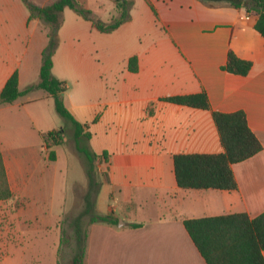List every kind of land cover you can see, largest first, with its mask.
Returning a JSON list of instances; mask_svg holds the SVG:
<instances>
[{
	"label": "crops",
	"instance_id": "1",
	"mask_svg": "<svg viewBox=\"0 0 264 264\" xmlns=\"http://www.w3.org/2000/svg\"><path fill=\"white\" fill-rule=\"evenodd\" d=\"M29 1L45 7L57 0ZM132 1L130 20L110 34L65 9L53 59L52 73L66 87L65 105L99 156L97 210L119 220L88 227L84 264H207L185 220L264 213V38L255 29L258 15L228 0ZM76 2L104 23L119 15L116 0ZM30 15L23 0H0V95L15 73L20 91L40 81L49 26ZM92 52L103 62V74H121L124 85L97 81L85 67ZM230 52L252 63L247 76L223 70ZM135 56L138 72L131 73ZM200 93L210 110L165 101ZM238 111L263 150L232 166L237 189H181L174 157L224 153L213 112ZM60 126L54 98L43 90L0 105V153L12 193L0 202L12 208L6 213L12 225L0 228V264L60 263V222L74 203L75 187L88 186L77 149L65 141L46 145L44 135Z\"/></svg>",
	"mask_w": 264,
	"mask_h": 264
},
{
	"label": "trees",
	"instance_id": "2",
	"mask_svg": "<svg viewBox=\"0 0 264 264\" xmlns=\"http://www.w3.org/2000/svg\"><path fill=\"white\" fill-rule=\"evenodd\" d=\"M23 1L30 11V19L38 18L49 26V42L43 52L39 83L20 91L18 74L15 73L8 80L0 95V105L11 104L37 89L43 90L54 98L59 116L74 127L73 137L76 149L86 161L84 169L88 186L83 196V208L70 222L76 243L70 264H84L88 227L96 223L116 226L119 220L113 213L102 215L97 210V197L101 188L97 171L99 156L87 145L90 133L86 132L85 126L75 120L65 105L63 94L66 87L52 73L53 59L60 44L59 32L63 25L65 9L68 8L84 20L90 21L97 31L110 34L130 20L134 2L132 0H116L118 17L110 23H104L96 19L92 11L77 3L76 0H57L45 7L36 6L29 0ZM228 1L237 9L245 8L248 12H255L258 15L255 29L264 38V0ZM128 69L131 73L138 72L136 56L129 60ZM251 69L250 61L238 58L233 52L229 53L228 62L223 67L224 71L240 76H247ZM165 101L210 110L209 99L205 93L170 97ZM213 118L224 147V153L176 155L174 157L175 175L181 189L235 191L237 182L232 166L256 156L263 150L261 142L250 129L243 111L230 114L213 112ZM65 133L64 129H60L45 134L47 147L63 144ZM104 157H107V153H104ZM51 159H55L53 153H51ZM11 198L12 193L0 153V202H6ZM133 227L137 228L138 226ZM184 227L207 264H264V213L255 219H251L245 213L187 219L184 221ZM64 241L62 238L61 243L63 244Z\"/></svg>",
	"mask_w": 264,
	"mask_h": 264
},
{
	"label": "rangeland",
	"instance_id": "3",
	"mask_svg": "<svg viewBox=\"0 0 264 264\" xmlns=\"http://www.w3.org/2000/svg\"><path fill=\"white\" fill-rule=\"evenodd\" d=\"M93 13V12H92ZM93 15H95L93 13ZM96 18V16H94ZM85 67L89 68L92 73L96 74L97 81L107 83L108 86H120L121 84L124 85L126 81L121 78V74L113 76H106L103 74V62L99 59L98 54L92 52L89 56V59L85 63ZM128 83V82H127ZM129 85V84H128ZM130 86V85H129ZM60 129L65 130L64 141L66 142L67 146L70 149L76 151L75 143L72 136L71 125L67 123L64 119L60 117ZM85 145V143H83ZM62 150H67L66 147H63ZM83 164L85 165V159L82 157ZM87 188L82 186H76L74 189V203L70 202L60 222V228L62 227L65 231L64 234V245L62 246V250H60V263L59 264H70L72 256L74 254V249L76 247L75 240L73 238V229L70 225V222L81 212L83 208V196L86 193ZM12 208L8 204H0V228L2 226L10 227L12 225L11 219L7 218V212L11 211ZM5 212V215L4 213ZM121 213V211L119 212ZM9 217V216H8ZM67 220V221H65ZM123 222V221H122ZM63 223V224H62Z\"/></svg>",
	"mask_w": 264,
	"mask_h": 264
},
{
	"label": "built area",
	"instance_id": "4",
	"mask_svg": "<svg viewBox=\"0 0 264 264\" xmlns=\"http://www.w3.org/2000/svg\"><path fill=\"white\" fill-rule=\"evenodd\" d=\"M249 19V18H248Z\"/></svg>",
	"mask_w": 264,
	"mask_h": 264
}]
</instances>
